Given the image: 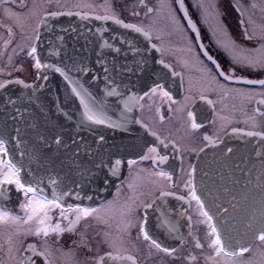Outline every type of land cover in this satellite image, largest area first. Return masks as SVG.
<instances>
[{
	"label": "flooded vegetation",
	"instance_id": "obj_1",
	"mask_svg": "<svg viewBox=\"0 0 264 264\" xmlns=\"http://www.w3.org/2000/svg\"><path fill=\"white\" fill-rule=\"evenodd\" d=\"M161 1L163 0H143L142 3L141 0H23L29 7L34 2L39 5L34 9L36 15L29 16L27 9L21 7L22 0H6V3L0 6V80L19 78L28 84L38 80L37 77L40 75L41 69L37 70L31 66L34 61L27 56L26 45L33 42L29 37L33 36L38 16L45 10L103 15L105 10L102 5L105 3L114 5L118 18L125 22L137 23L145 27V30H148V25H152L151 41L159 49L157 61L163 59L164 64L170 65L169 68H165L163 64H160L161 69L158 76L147 82L142 81L141 84L145 82L147 86L151 85L150 88L154 86V81L164 85L165 90L170 91L172 100L162 97L158 92L151 100L145 98L140 101L144 107L143 109L139 107L137 113L138 119L155 131L159 136V141H163V143L148 134L139 124L141 135L139 133L134 141L137 145L136 150L126 153L118 170L119 175L111 176L109 173L108 182L105 184L103 178L105 173H108L106 167L100 173V179L91 183L85 180L83 189L78 188L76 184L81 183V177L77 165L82 159L87 158L88 152L96 149L97 145L93 144L92 140L96 138L98 132L102 133L101 129L86 128L82 130L86 131V135L84 136V148L80 149L79 157L74 156L76 152L74 149L59 151L52 146L51 151L43 150L42 140L46 138L47 134L43 133L42 125L40 126L36 121L30 122L23 118L12 117L10 110H7L11 101L17 103L16 100L23 99L22 96L27 94L23 85L18 84H9L7 91L0 89V137L7 141V147L14 161L24 165L22 175L27 178V173L31 170L36 176L41 177L44 181L42 187L49 195L52 191V180L58 181L60 187L65 191L72 192L71 196L65 197V206L67 203L81 202L76 199L77 192L83 198V206L97 207L101 203L114 199L117 204L134 202L135 220L139 221L145 214L143 204L155 201L153 207L146 210V227L150 235L158 239L163 246L175 248L177 251L172 255H167L150 248L149 243L145 242L142 236L139 240L135 239L138 229L133 227L131 229L132 241L128 247L129 254L134 257L136 264H213L212 260L206 259L211 254L205 239L207 226L196 223L198 217L195 214V201H192V205L189 207L186 200H178L177 196L187 197L188 189L184 186V181L190 178L189 173L192 168H195L196 160L202 152L201 149L204 150L229 141L236 134L242 136L240 134L247 131H264V115L261 114L264 112V103H261L264 101V87L259 84L243 82L249 79H264V68L247 66V61L242 65L235 64L223 46L225 43L234 42L237 52L253 47V43L246 41L244 36L245 34H254L258 37L264 32V2L250 0L252 5L241 6L238 1L223 0L225 5L220 4L215 6L214 10L209 8V11H202L200 6L193 4L187 6L186 0H183L193 27L188 24L178 1L171 0L174 5L173 11L179 20L177 29L172 22L166 21L168 18L166 8L145 15L148 8L159 7ZM83 5H92L93 7H83ZM4 7H9L19 13V18L6 15L3 11ZM133 11L139 12V15L133 16ZM158 14H162V17H158ZM241 20L244 21L243 24L240 23ZM9 27L12 29L11 36L8 33ZM245 29H247V33H245ZM39 40L35 43L38 45V55L40 56ZM201 45L203 47H200ZM205 51L212 56L214 61L221 64L226 75L242 77L240 82L225 81L223 77H220V82L225 85V88L240 89L244 93H251L250 99L242 98L236 92L219 89L215 84H209L206 71H201V69H212V75H216V70L212 62L204 56ZM243 55L255 59L261 53L244 51ZM21 69L24 70L21 71ZM173 71L180 75L173 77L171 75ZM201 96L204 99H201ZM208 100L213 103L208 104ZM24 107L25 103L20 100L14 107V111L16 109V112L20 113ZM188 111H193L196 122L201 125L200 128L191 129ZM248 116H254L258 126L253 127L252 122L247 120ZM221 117H227V119H221ZM232 128H239L242 131L233 133ZM17 129L20 130L19 133H17ZM70 131V135L73 137L76 133L80 135L82 132L74 125L72 129H69V133ZM205 136L208 137L207 140L204 138ZM145 140L155 142L159 154L167 156L168 159L163 163L159 160L156 163L151 160L140 161L139 155L146 152L147 147L151 146V143L144 146ZM129 141L132 142V140ZM85 145H91V147L86 148ZM141 146H143V151H141ZM246 146L251 147L250 144H246ZM257 146L261 147V144H256ZM231 148L234 149L232 153H228L227 150L221 151L214 158L213 171L217 174L212 182V202L221 206V209H228L227 213L222 210L220 212V216L226 221L224 227L228 230L239 228L242 233L243 228L238 222L254 210L258 214L261 193L264 191V160L257 156L261 155V149L248 148L246 150L245 145L240 142ZM113 159H117V157L113 156ZM129 159L137 160V164L129 167L127 164ZM160 170L172 174L173 180H162L151 175ZM191 178L197 187L195 172L192 173ZM173 183L174 187L171 186ZM129 184H132L133 187L130 188ZM9 188H11V192L7 193L6 191V196L10 195L11 198H0V206L12 211L13 214L23 215L18 203V200L23 199L22 195L15 191L14 186H5L6 190ZM117 188H119V194H117ZM161 190L173 192L174 195L161 197ZM87 196H91L92 199L88 200ZM130 197L132 201H129ZM233 205H235V209H233ZM53 211L55 213L54 221L59 220V210ZM189 216L192 217L191 222L188 220ZM87 223L90 226V234L103 227L95 220L89 219ZM84 224L85 222L82 221L79 227L83 228ZM172 225L178 231H169ZM14 227L12 225L0 226V264H11L8 245L5 241L6 233L12 231ZM180 235L184 236L183 242L178 239ZM233 235H236L235 231H233ZM51 239L55 240L56 237L52 236ZM76 239L78 237L73 234H62L63 251L68 252L73 247L72 241ZM197 239L204 246L203 249L195 247ZM34 242H37V238L29 237L27 239V243ZM23 254L21 249V255ZM99 254L102 255L103 251ZM74 258L82 259V251L74 252L67 257L56 253L52 257L55 264H72ZM244 258L252 259L254 264H264V245H261L258 240L254 241L252 250L245 253ZM33 261L34 264H41L42 258L33 257ZM134 261H127V264H134ZM109 264L112 262L109 261Z\"/></svg>",
	"mask_w": 264,
	"mask_h": 264
},
{
	"label": "snow or ice",
	"instance_id": "obj_2",
	"mask_svg": "<svg viewBox=\"0 0 264 264\" xmlns=\"http://www.w3.org/2000/svg\"><path fill=\"white\" fill-rule=\"evenodd\" d=\"M142 2L143 0H141V3ZM5 3L6 0H0V6H3ZM21 7L27 9V15L34 16L36 15L34 9L39 7V5L34 2L32 6L29 7L22 0ZM83 7L91 8L93 6L83 5ZM102 7L105 10V14L95 15V19L104 21L111 20L116 25H120L124 29H131L136 33H141L144 37L149 39V41L151 40L153 30L152 25H148V30H145V27L140 26L137 23H126L123 19L118 18V14L114 10V5L105 3ZM144 7H147V5H144ZM165 7L170 6L161 3L157 8H148L145 15L147 16L153 11L158 12ZM253 7H255V5H253ZM180 8L184 9L183 0H180ZM3 11L6 15L13 18L18 19L20 16L19 13L14 12L9 7H4ZM61 15L72 16L73 13L71 11L64 13L60 11L45 10L43 14L38 16L33 30V36L29 37L33 42L26 45L27 56L34 61L31 66L35 67L37 70L41 68L52 69L63 77V80L66 82L65 88L69 92L70 97H74L79 102V120L76 123V127L81 130L86 128L91 129L94 126H103L107 129L113 130H127L129 125L140 124L148 134L156 137V140L159 141V136H157L155 131H152L147 124L142 123L139 119H134L129 114L133 112L134 107L138 106L143 109L144 105L140 103V101L145 98L151 100L158 92L162 97L172 100L170 91L165 90L164 85L154 81V86L148 91H144L142 96L137 95L132 91V88H134L135 85H132L131 87L123 85V91H121L122 83L116 84L114 78L109 75L110 69L107 66V63L104 60L98 59L97 63L101 65L104 72L103 79L105 81V86L94 94L90 90V87H86L85 84L81 82L80 76H73L70 74L75 71L83 76H89L90 83L97 81L100 77L93 73L92 69L86 64H77L73 62L71 67H68V65L61 67L56 64H45L42 61L41 57L38 55V45L35 43V41L40 39V28L47 23L48 17H58ZM75 15L84 16L86 18L88 14L76 12ZM132 15L138 16L139 12L133 11ZM185 16H187L186 10ZM170 18L172 23L178 29L179 20L175 17ZM240 23L243 24L244 21L241 20ZM188 24L194 27L191 19H188ZM8 33L9 36L12 35L11 27L8 28ZM245 33H247V29H245ZM244 39L253 43L251 49H242L240 52H237L234 42L225 43L223 46L226 51H228L229 55H231L235 64L242 65L247 61V66L264 68V32L258 37L254 34H245ZM104 45H107V41H104ZM104 45H102V47ZM151 46L154 49L157 48L156 44H152ZM200 47H203V45ZM116 51L119 52L120 49H116ZM189 51H191V49H189ZM244 51H256L260 52L261 55L252 59L244 56ZM203 54L212 62L216 70V75H212V69H201V71H206L209 84H215L222 90L236 92L242 98H251V93H244L240 89H226L225 85L220 82V77H223L225 81L235 80L236 82H240L242 77L232 74L226 75L221 64L214 61L212 56L208 55L207 51ZM57 55H59V53H57ZM159 63L163 64L165 68L170 67V65L164 64L163 59H161ZM137 67H139V64ZM23 70L24 69H21V71ZM171 75L175 77L180 75V73L173 71ZM37 78L48 80L49 76L46 74L38 75ZM243 82L247 84H259L264 87V79H249ZM9 84L23 85L25 89L33 88V85L25 83L22 79L16 78L14 80H0V89L7 91V86ZM126 93L130 94L126 95ZM108 97L119 98L116 101V108L118 109L119 114L116 115L115 119L113 118L115 113L112 115L109 114L110 109L107 100ZM201 99H204V97L201 96ZM14 103L15 101H13V104ZM212 103L211 100H208V104ZM261 103H264V101ZM121 105L122 108L120 107ZM17 111H19V109H17ZM257 111H260V109H257ZM261 114L264 115V112H261ZM187 115L191 120L190 127L192 130L201 127V125L196 122L193 111H188ZM64 116L66 119H71V115L67 112H64ZM161 119H163V117H161ZM221 119H227V117H221ZM247 120L252 122L253 127L258 126L254 116H248ZM16 131L19 133L20 130L17 129ZM49 131L51 132L52 139L58 148L61 145L65 148L69 147V145L65 143L62 126H60V130H58L57 125H53ZM241 131L242 130L239 128H232L233 133H239ZM244 135L249 137H264V131H247ZM135 138L136 137L133 139ZM204 138L206 140L208 139L207 136ZM69 139L71 140V145L76 148L74 156L79 157L81 145L78 144L75 139H72L71 137ZM80 140L83 141L84 138L80 137ZM159 142L163 143V141ZM92 143L97 145L96 149L92 152H88L86 154L87 158L82 159L80 164L77 165L81 177V183L76 184V187L81 189H83L84 186L83 181L86 180L88 183H91L94 180L100 179V173L103 172L106 167L108 168V173H105L103 178L105 184L108 182L107 176L109 173L111 176H118V170L123 163V160L119 158L113 159V156L119 152L121 147L128 149H135L137 147L134 142L130 141L127 145L110 144L108 145V149H106V137L99 132L97 133L96 138L92 140ZM149 143H151V146L147 147V151L139 155L140 161L151 160L153 163H156V161L159 160V162L163 163L168 159L167 156L159 154L155 142L145 140L144 146H147ZM85 147L90 148L91 145H85ZM165 147H167V145H165ZM111 149H115L116 151H110ZM141 151H143V146H141ZM201 151H203V149H201ZM233 151V148H227L228 153H232ZM127 164L131 167L137 164V160L129 159L127 160ZM23 171L24 165L18 161H14L7 147V141L0 137V198H11L10 195L6 196V191L7 193H10L11 188L6 190L5 186H14L15 191L23 197L22 200H18L19 208L23 215L13 214L12 211L0 206V226H15L12 231L6 233L7 239L5 241L8 245V255L11 264H34L33 257L42 258L41 264H55L52 257H54L56 253H60L62 257H67L74 252L81 251L83 258H74L72 264H109V261H111L112 264H116V262H119V264H127V261H134V257L129 254L128 247L132 241L131 229L133 227L138 229L135 239L139 240L142 236L143 240L149 243L150 248H154L167 255H172L177 251L175 248L163 246L158 239L150 235L146 227V210L152 208L155 201L143 204L145 214L143 219L139 221L135 220L136 209L134 202L117 204L114 199L112 201H107L106 203H101L97 207H92L90 205L83 206V198L80 197L79 192H77L76 199L81 202L67 203L65 206V197L71 196V191H65L60 187L58 181L52 180V191L49 195L46 192V189L42 187L44 181L41 177L36 176L31 170H29L26 178L25 175H22ZM194 172L195 168H192V171L189 173L190 178L184 181V186L188 189L187 197L181 195L177 196V199L181 201L186 200L189 207H191L192 201H195V214L198 217L196 223L207 226L205 239L207 240V246L211 250V254L207 256L206 259L212 260L213 264H254L252 259H245L244 254L249 253L252 250V244L256 240H258L261 245H264V191L261 193L258 214L257 211L254 210L251 213L246 214L244 219L238 222L240 227L243 228V232L241 233L239 228L228 230L224 227L226 221L220 216L221 210L224 213H227L228 209H221V206L219 205H209L205 201L203 196L198 193V189L192 181L191 177ZM151 175L162 180H173L172 174L163 170L154 172ZM153 183H155V181H153ZM171 186L174 187L175 184L173 183ZM129 187L132 188L133 185L129 184ZM117 194H119V188H117ZM172 195H174L173 192L160 191L161 197ZM86 198L88 200L92 199L91 196H87ZM233 199H235V197H233ZM129 201H132L131 197L129 198ZM233 209H235V205H233ZM53 210H59V220L54 221L55 213ZM89 219L95 220L97 224L103 225V227L90 234V226L87 223ZM188 220L191 222L192 217L189 216ZM82 221H84L85 224L83 228H80L79 226ZM189 226L191 227V224ZM169 231L176 232L178 229L172 225L170 226ZM233 231L236 232L235 236L233 235ZM64 233H70L78 237V239L72 241L73 247L70 248L68 252L63 251L61 236ZM189 235H191V232H189ZM52 236H55L56 239L52 240ZM29 237L37 238V242L27 243ZM178 239L183 242L184 236L180 235ZM25 244H27V247H25ZM195 247L203 249L204 246L197 239ZM21 249L23 250V255H21ZM101 251H103L102 255L99 254ZM93 253L96 254L92 255ZM192 259H195V257H192ZM134 264H136L135 261Z\"/></svg>",
	"mask_w": 264,
	"mask_h": 264
},
{
	"label": "water",
	"instance_id": "obj_3",
	"mask_svg": "<svg viewBox=\"0 0 264 264\" xmlns=\"http://www.w3.org/2000/svg\"><path fill=\"white\" fill-rule=\"evenodd\" d=\"M177 1L180 6V0ZM182 11L185 15V5ZM75 13L72 16L48 17L47 23L42 25L39 40L42 61L45 64H56L61 67L64 65L71 67L73 62L86 64L92 69L93 73L100 77L97 81L90 83L89 76H83L75 71L70 74L80 76L81 82L86 87H90V90L96 94L99 89H103L105 86L104 72L101 65L97 63V60L101 59L107 63L110 69L109 75L114 78L116 84L122 83L121 91H123V85L129 87L135 85L132 91L141 96L144 91H148L151 85L147 86V83L141 84V82L150 81L158 76L161 69L160 63L157 61L158 47L152 48L153 42L149 41L141 33H136L131 29H124L111 20L95 19V15L98 14L86 13L88 15L85 18L84 16L75 15ZM185 17L187 21L190 19L188 14ZM104 41H107V45H104ZM102 45L104 46L102 47ZM116 49H120V51L117 52ZM138 64L139 67H137ZM45 74L49 76L48 80L38 79L31 84L33 88L26 89L27 94L22 96L24 97L23 99L16 100L17 103L20 100L25 103L23 111L20 113H17L16 109L14 111L17 103L13 104L12 101L8 105L7 110H10L12 117L23 118L30 122L36 121L40 126L42 125L43 133L47 134L46 138L42 140L43 150L51 151L52 146L59 151L76 150L75 146L71 145V140L69 139L71 131L69 133V129H72L73 125L77 128L79 102L74 97H70L69 92L65 88L66 82L59 73L54 72L52 69L41 68L40 75ZM118 99L116 97L107 98L110 109L109 114L115 113L113 115L114 119L119 114L116 108ZM120 107L122 108V105ZM138 110V106L134 107L133 112L129 115L134 119H138ZM64 112L69 113L71 119H66ZM53 125H57L58 130L62 126L63 137L65 143L69 145L68 148L63 145L58 148L54 143L49 131ZM138 126L139 124L129 125L127 130H113L103 126H94L93 128L101 129L102 134L106 137V149H108L110 144L127 145L130 142L129 140L134 142L136 138H133L138 137L139 133L141 135V130ZM85 135L86 131H82L80 135L76 133L74 137L71 136L78 144L82 143V148L80 147V149L84 148ZM240 135L242 136L236 134L229 141L204 149L196 160L195 181L197 189L209 205H215L212 202V182L217 174L213 171L215 166L214 158L217 154L240 142L245 145L246 150L248 148L261 149V155L258 154L257 156L262 157L261 159L264 160V137H249L244 135V133ZM80 137H83L84 140L81 141ZM259 143L261 147H256V144L258 145ZM246 144H250L251 147H247ZM130 150L134 149L121 147L114 157L123 160L126 153ZM110 151L115 152L116 150L111 149Z\"/></svg>",
	"mask_w": 264,
	"mask_h": 264
},
{
	"label": "rangeland",
	"instance_id": "obj_4",
	"mask_svg": "<svg viewBox=\"0 0 264 264\" xmlns=\"http://www.w3.org/2000/svg\"><path fill=\"white\" fill-rule=\"evenodd\" d=\"M222 1V3H220ZM238 4L241 6H249L252 5V3H250V0H233V2H237ZM162 3H165L167 5H169L170 7H165L166 8V12L168 10V18L166 19L167 22H172L170 17H175L178 19L177 15L174 13V5L173 2L171 0H163L161 1ZM264 2V0H262V3ZM196 5V6H200L202 8V11H209V8H213L217 6V5H225L226 3L223 2V0H186V5ZM264 4V3H263ZM158 17H162V14H158Z\"/></svg>",
	"mask_w": 264,
	"mask_h": 264
}]
</instances>
